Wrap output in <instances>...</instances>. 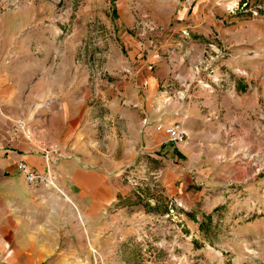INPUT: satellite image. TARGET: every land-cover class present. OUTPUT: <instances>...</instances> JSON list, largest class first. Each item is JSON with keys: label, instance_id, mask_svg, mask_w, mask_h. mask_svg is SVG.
Wrapping results in <instances>:
<instances>
[{"label": "crops", "instance_id": "obj_1", "mask_svg": "<svg viewBox=\"0 0 264 264\" xmlns=\"http://www.w3.org/2000/svg\"><path fill=\"white\" fill-rule=\"evenodd\" d=\"M86 1L74 28L45 23L56 16L54 0H22L19 8L0 14V264H98L99 255L114 254L120 226L135 221L127 210L144 198L145 187H132L126 174L161 169L166 194L174 198L178 189L190 198L197 172H214L208 163L217 161L212 146L224 142L222 129L240 121L231 117L232 98L242 93L238 86L216 91L213 101L202 89L193 95L202 99L189 104L164 101L163 84L172 80L174 94V78L183 80L184 66L199 61L194 52L202 43L191 37L188 44L174 26H163L156 47L131 33L137 2L141 12L154 16L169 5L171 17L192 23L193 36L208 33L210 28L200 24L212 12L208 0H195L190 14L180 0ZM90 15L106 23L105 33H117L116 42L94 44L102 51L100 68L99 54L86 56L83 50L97 34L88 35ZM127 62L135 65L130 77L120 73ZM105 73L111 78L100 80ZM206 107L227 115L221 132H215L220 138L208 128L212 113ZM145 117L149 123L142 128ZM18 122L32 131L30 138ZM175 123L187 133L179 143L158 130ZM41 143L59 144L64 152L53 166L57 188L34 190L18 169L25 162L35 172L48 170ZM224 166L226 182L248 184V165L229 158Z\"/></svg>", "mask_w": 264, "mask_h": 264}, {"label": "rangeland", "instance_id": "obj_2", "mask_svg": "<svg viewBox=\"0 0 264 264\" xmlns=\"http://www.w3.org/2000/svg\"><path fill=\"white\" fill-rule=\"evenodd\" d=\"M21 1L0 0V14L19 8ZM54 1L58 6L56 16L45 23H56L65 29L79 24V12L86 6V0ZM180 1V8H184V0ZM208 2L212 9L210 17L204 22L199 20L200 24L210 28L208 33L196 32L193 36L192 23H181L180 19L171 17L169 5H162L158 16H154L141 12L139 2L132 8L137 15L131 33L141 42H158L159 30L140 36L134 29L147 16L159 26H174V33L181 34L188 44L193 41L191 37L196 43H202L194 52L199 61L192 68L184 66L183 80L174 78V94L170 90L172 80L163 84L162 88H167L163 89L164 101L169 105L173 98L182 105L201 100V97L193 96L197 89L205 90L206 96L213 101L216 91L238 86L242 93L232 98L231 117L240 121L227 123L226 129H222L224 142L212 146L217 164L208 163L214 172H197L195 183L188 189L190 198L178 189L174 198L167 195L161 186L164 175L158 191L153 192L143 183L144 198L135 200L127 210L128 216L135 221L120 226L114 254L99 255L98 264H264V0ZM112 10L109 6V16L115 24L116 16H111ZM187 10L190 14L193 9ZM105 24L96 15H90L85 24L90 30L88 35L98 34L93 33L91 40L87 39L83 45L86 56L91 52L99 54L98 68L102 66V51L94 44L116 42L117 33H105ZM180 24L187 26L177 30ZM91 45L93 47L89 49ZM129 64L135 72V65ZM109 75L105 73L99 79L111 78ZM202 82L210 88H204ZM247 89L254 92L253 96L252 92L246 93ZM206 108L212 113L209 107ZM219 111L208 114V120H211L208 128L213 137L218 138L219 124L227 118L225 112ZM217 129L220 132L215 133ZM225 149L232 150L233 155H225ZM229 158L237 165L250 167L248 184L234 179L226 182V173L221 170ZM217 165L219 169H215ZM171 203L174 215L167 217ZM188 220L192 221L188 223ZM103 244L105 246L106 242Z\"/></svg>", "mask_w": 264, "mask_h": 264}, {"label": "built area", "instance_id": "obj_3", "mask_svg": "<svg viewBox=\"0 0 264 264\" xmlns=\"http://www.w3.org/2000/svg\"><path fill=\"white\" fill-rule=\"evenodd\" d=\"M185 6L190 10L193 9L195 6V0H184ZM62 17V15H61ZM145 20L142 21L139 25H136L134 29L135 31L139 32L140 36H145L147 33H156L158 30L160 32L163 31V27L159 26L144 16ZM143 17V18H144ZM186 33V31H184ZM153 47L157 46V42L154 40H149ZM122 75L127 77L133 76L134 70L127 62L121 68ZM203 83V87L209 89L210 85ZM149 123L148 117H145L142 120V128H145ZM17 128L21 130L26 138H30L32 135V131L26 127L23 122H18ZM158 130L164 131L167 134L168 141L171 143H179L186 139L187 133L186 130L183 128L181 123H175L171 126H163L159 125ZM39 152L43 155V157L48 161L49 168L44 173H39L31 170L29 166L25 162H20L18 164L19 171L25 176L27 184L30 188L36 190L41 187H49V188H57V176L53 171V166H56L58 158H62L64 152L59 144H46L41 143L38 146ZM127 175V182L134 188L143 185L145 182L152 189L159 188L160 182L163 178L164 172L161 169L158 170H150L149 168L146 169L144 172H140V174L135 175L132 173H128ZM174 215V206L171 203L169 208V213L167 217Z\"/></svg>", "mask_w": 264, "mask_h": 264}]
</instances>
